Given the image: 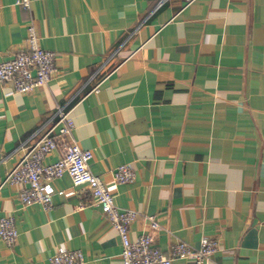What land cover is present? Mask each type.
I'll use <instances>...</instances> for the list:
<instances>
[{"label":"crops","instance_id":"obj_1","mask_svg":"<svg viewBox=\"0 0 264 264\" xmlns=\"http://www.w3.org/2000/svg\"><path fill=\"white\" fill-rule=\"evenodd\" d=\"M31 15L57 71L26 93L0 85V217L19 231L12 247L0 239V264L76 248L84 264H122L118 231L87 187L55 178L46 210L5 181L59 108L72 109V137L116 203L137 210L131 239L154 215L166 254L207 235L216 249L204 264H264V0H32L31 11L0 0V61L25 46ZM69 141L58 137L45 162ZM124 163L133 182L115 180Z\"/></svg>","mask_w":264,"mask_h":264},{"label":"built area","instance_id":"obj_2","mask_svg":"<svg viewBox=\"0 0 264 264\" xmlns=\"http://www.w3.org/2000/svg\"><path fill=\"white\" fill-rule=\"evenodd\" d=\"M194 0H184V6ZM17 3L31 11L32 0H17ZM57 71L56 52L44 48L40 43L34 18L31 15L27 26L25 46L10 58L0 61V85L11 83L19 93L32 91L46 85ZM97 89V87H96ZM72 109L59 108L54 122L24 151L23 155L8 172L5 181L22 184L19 196L23 204L40 203L48 210L54 205L57 190L53 180L68 174L74 186L87 187L107 220L118 231L122 243V264H173L175 258H189L195 264H204L214 253L216 241L207 235L200 238L194 247L178 239L169 254L160 250L155 242V232L162 227L154 215H146L149 229L137 239L130 238V225L138 215L137 210L119 206L106 182L91 169L93 151L82 148L72 137L75 126ZM69 136L71 141L64 145L61 156L52 163L45 162V156L59 145L58 137ZM135 169L128 163L115 169V180L133 182ZM19 231L12 215L0 217V239L9 247L17 240ZM83 250L60 249L51 255L46 264H84Z\"/></svg>","mask_w":264,"mask_h":264}]
</instances>
